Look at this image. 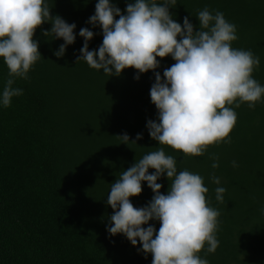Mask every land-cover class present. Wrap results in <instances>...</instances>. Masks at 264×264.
<instances>
[{"label": "trees", "instance_id": "obj_1", "mask_svg": "<svg viewBox=\"0 0 264 264\" xmlns=\"http://www.w3.org/2000/svg\"><path fill=\"white\" fill-rule=\"evenodd\" d=\"M96 2L45 0L51 15L75 23L76 39L58 58L54 52L63 40L43 35L50 22L38 27L33 39L41 58L28 79L15 80L13 87L23 94L14 96L7 108L0 104V264H151V254L140 250L139 242L133 246L123 234L108 233L113 209L106 201L123 170L161 147L146 127L147 120L158 119L149 94L155 76L153 70L138 74L133 68L108 76L76 62L84 42L80 28L94 32L89 50L103 40L101 29L87 23ZM110 2L123 13L132 0ZM205 7L237 26L232 47L260 58L253 78L264 86V0H177L169 12L181 25L188 17L198 30L196 15ZM157 59L155 71L161 76L175 63L171 56ZM7 78L0 57V95ZM234 110L237 122L230 143L210 146L194 157L164 150L176 158L178 172L187 169L204 178L209 206L220 212L219 246L215 253L199 255L209 264H264V98L254 109L245 103ZM137 133L142 139L134 143ZM123 134L129 136L127 144L118 137ZM213 156L219 157L216 169L211 167ZM212 174L220 178L219 185ZM157 183L166 194L171 184L166 174ZM217 187L226 189L223 203L216 201ZM142 188L140 195L130 197L137 208L153 196L146 182ZM149 224L159 229V221Z\"/></svg>", "mask_w": 264, "mask_h": 264}, {"label": "clouds", "instance_id": "obj_2", "mask_svg": "<svg viewBox=\"0 0 264 264\" xmlns=\"http://www.w3.org/2000/svg\"><path fill=\"white\" fill-rule=\"evenodd\" d=\"M177 0H132L124 12L110 0H97L95 12L87 23L98 26L103 35L97 49L89 50L94 32L79 30L83 46L76 62L84 61L108 76H119L133 68L137 73L153 70L155 81L150 100L157 110V120H147L149 137L157 142L156 150L144 154L123 170L111 184L107 205L113 209L107 228L110 235L123 234L133 246L139 244L152 256L151 264H209L199 254L215 253L219 246L217 230L220 212L206 198L204 178L187 169L177 170V160L165 152V146L185 157L202 156L210 146L230 143V133L237 122L234 108L247 104L254 109L264 98V86L253 78L260 58L251 50L232 47L238 39L237 26L207 7L198 11L199 29L194 30L188 17L177 23L169 12ZM116 17H119L118 19ZM44 22L51 28L43 35L63 40L56 57L74 43L75 23L51 15L45 0H0V57L8 70L0 104L7 108L23 90L13 87L15 80L28 79V73L41 58L36 29ZM167 56L175 61L155 71ZM134 79H139V75ZM127 144V134L118 135ZM142 139L137 133L135 140ZM211 167H219L213 156ZM233 167H237L235 161ZM154 169L149 173V169ZM166 174L171 184L166 194L157 180ZM219 185L220 178L211 175ZM142 182L152 190L151 200L135 207L130 197L142 193ZM226 189H215L216 201L224 202ZM159 221L157 230L149 221ZM147 225V227H144Z\"/></svg>", "mask_w": 264, "mask_h": 264}]
</instances>
